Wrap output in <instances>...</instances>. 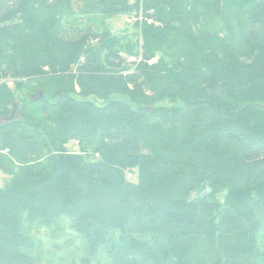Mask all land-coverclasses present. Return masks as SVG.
<instances>
[{"label": "trees", "instance_id": "16d2710c", "mask_svg": "<svg viewBox=\"0 0 264 264\" xmlns=\"http://www.w3.org/2000/svg\"><path fill=\"white\" fill-rule=\"evenodd\" d=\"M262 114L264 0H0V264H264Z\"/></svg>", "mask_w": 264, "mask_h": 264}, {"label": "rangeland", "instance_id": "374dc122", "mask_svg": "<svg viewBox=\"0 0 264 264\" xmlns=\"http://www.w3.org/2000/svg\"><path fill=\"white\" fill-rule=\"evenodd\" d=\"M66 21L69 23H79L85 25L86 23H92L93 25H96L99 27V29H104L109 31V33L116 37H123L126 40L132 41L139 45L140 37H139V30L136 29L133 25V21L129 19L127 16H115L111 18L107 17H96L92 18L89 16H84L81 14H73L66 17ZM117 99H120L119 97H116ZM89 101L94 102L96 105L101 106L103 103L99 100H97L94 97H89ZM2 120V119H1ZM259 124V130L264 132V114L257 120ZM68 150L70 152H77L78 148L74 143H70L67 146ZM7 176L4 175L0 171V187L3 186V184L7 181ZM69 234V233H68ZM42 242L48 246V249L51 253H55L57 257H61L63 254H69L72 253V256H78L79 253L76 251V242L74 244H65L68 237H66V234H61V236L54 237L51 236L49 231H43L42 232ZM70 238L71 235H69ZM57 246V248H60L56 251V249H53L51 246Z\"/></svg>", "mask_w": 264, "mask_h": 264}, {"label": "water", "instance_id": "95a60500", "mask_svg": "<svg viewBox=\"0 0 264 264\" xmlns=\"http://www.w3.org/2000/svg\"><path fill=\"white\" fill-rule=\"evenodd\" d=\"M39 95L42 96V92H39ZM17 106H18V103H15L13 106L11 117L9 118L10 120H12L16 116Z\"/></svg>", "mask_w": 264, "mask_h": 264}]
</instances>
